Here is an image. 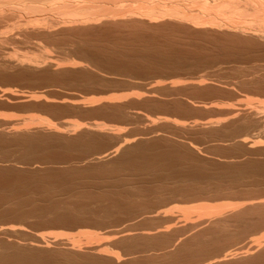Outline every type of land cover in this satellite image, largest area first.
I'll list each match as a JSON object with an SVG mask.
<instances>
[{"label":"rangeland","instance_id":"rangeland-1","mask_svg":"<svg viewBox=\"0 0 264 264\" xmlns=\"http://www.w3.org/2000/svg\"><path fill=\"white\" fill-rule=\"evenodd\" d=\"M132 26H134V27H132ZM132 26L131 25L125 26V27L124 26H118V27L117 26H111V28L109 26L98 27V29L100 31L98 29H94L95 31L90 30L89 32H82V34H80L81 32L79 34H77L76 31H73L75 34L73 32H71L70 34L67 32L71 36L65 34L66 32L64 33L65 35L63 33H57L58 36L56 34L54 36V37H56L55 41H56L57 45L51 44L54 46V47L53 46L51 47V45L48 44V47H50V49L54 48L52 50L53 53L47 47V49L50 51V53L54 54V55L56 53V56H58L59 53H58V51L57 52H54V51L59 49V52H60V50L62 48H63V50H61L62 51L61 53H64L65 51L69 52L68 50H70L71 48L73 50H78L79 48H81V51H83V52L85 50H88L91 55L88 54V51H85V53L87 52L86 54L89 57L92 56V54H94V53L96 54V55H93V56H96V58L95 57H90V58L94 59V61L96 62L97 68L101 69V67H102V69L106 70L105 68L109 67V66L110 67L112 66L111 67L112 69H114L113 67H115V68L121 67L122 69H125V71L128 68V70H127L128 72H130L129 69H131V72L129 73L130 75L128 73H126L127 77L126 76L123 77L125 75V72L119 73L116 71H111L107 75H105L103 73L104 74L103 76L106 77L105 79H103L101 73H99V75L101 74V77L95 78V79H92L93 77H91V78L88 77L89 79L87 77H84V79H81L78 76H62V77H53V76L52 77H46V76L43 77V76H41L40 77L39 74H36V73H32V74L26 73L27 77L24 76V74L22 75L24 77H21L20 72L13 70V69H12V72H11V69L5 71V73L2 74L5 77L0 74V129L1 130H8L9 128L10 129L11 128L22 129V128L26 127V125H27V127L28 126H30V127L35 126L36 127L38 122L43 123V126H44L45 122H46L49 125H51L52 127H54L55 129L59 130L60 132L63 130L64 132L62 131V133H68L70 130L75 129L77 125L82 126V124H83V125H87V126L88 125H103L105 128L114 130L115 133L121 134V135H118V136H120L119 138H118V136H117V138H116V136H114V137L110 136V138L108 136L109 141L106 143V145L102 146L100 149L98 148L97 150H95L96 153H95V151H93L92 154L91 153H88V154L80 153L79 154L78 152H73V151L72 152H70V151L69 152L68 151L62 152V150H60L61 149L60 147H62V146L59 144V142L57 140L74 138V137H68L67 135H59V134H55V133L44 134V133L39 132V131H31V133H29L30 135L26 134L27 137L31 136V134L32 135H40L41 138H43V140L45 142V144L40 145V146L39 145L28 146L26 141L19 140V139L13 140L12 138L10 139V137L9 138L3 137L4 140H3V142L2 141L0 142V146H1V148L5 149V150H7L8 148L9 149H12V148L16 149L17 148L18 150L19 149L25 150L28 147H30V148L35 147L33 149L39 148L38 150L42 149V152L38 151L37 153L36 152H34V153L19 152L18 153V150L16 149V151L13 150V152L8 150L12 153H10V152L9 153L6 152L7 154L6 153L5 154L0 153V185H1L0 188L5 187V186L6 187H20V186H22L25 188L26 187L31 188L32 186H36L35 189L38 188V190H39L43 185H44V187H42V189L43 188L47 189L48 188L47 186H49V185L54 188L55 184H58V183H55V184H54V182H53V184L51 182L45 183L46 181L44 179L47 178L48 180H50L51 176L55 175L56 172H58L60 170H64V169L65 170L70 169V172L72 174L71 177L73 176L71 179L72 180L74 179V181H75V182L74 181H71V182L73 184L75 183L74 185L79 186V188L78 187L77 188L75 187V188L80 189L79 190L80 192L78 191L80 194H78V195H80V197H83V200H81V198L80 199L77 198V199H79L83 202L82 203L80 201L81 204L86 205L85 211H87L88 213H90V211H92L91 213L98 212V214H101L102 213V211H100L101 209L98 208L99 209L98 210L97 208H95L98 205L100 206V200L98 198L101 199L103 197L102 200H104V201L101 202V205L103 204V206H104L103 202L108 203V201L110 202V201H113L114 199L119 202V200L116 199V198H119L118 195H125L124 192L122 193V191H121V193H122L121 194L120 191H118V190H120V189H118L119 187H117L118 184L115 186L116 183L114 184V182L116 180L117 181L123 180L125 178L124 176H126V171L124 169H121L123 171L122 172L119 168H118L119 171H117L115 168L116 172L113 169L114 170V171L112 170L113 173H109L108 170H107L108 173L104 172L105 170H103L102 172H98L99 170L97 171L96 169H95V171L94 170H88L85 168L87 165L86 162H88V164H89V162L91 161L93 164L94 163L93 161L95 160V158L100 159L101 156H103L101 154L105 153L111 147H113L115 142L119 141L120 138L121 139L122 138L123 139L124 138L129 139V138L133 137V139H135V138L137 139L136 141L147 143V144L148 143L149 144L161 143L164 145L163 148H171L172 144H174L173 146H176V147H174L176 150L173 147L171 148L172 152L175 155L170 151L171 153L169 152V154H165V155L162 154L163 156H166V155L171 156V157H177V156L183 157L184 156L185 158H191L192 157L193 161L191 160V162H194V161L201 162L202 161V163L205 162V164H208L207 166L205 165L204 172L206 174L203 173V175H205V176L207 175V177L211 180V181L209 180V182H208V191L210 192V193H208V197H207V195L205 196L206 198L205 197H198V198L195 197V198L190 199L191 201L188 200L189 203H188V201L181 202V203H180V201H179V203L178 202L174 203L173 201H171V202H168L169 204L168 203L166 204V205H168L167 206L168 208H169V206L174 207L175 204H177V206H179L180 209H181V207H190V206L196 207L198 204H201V205L211 204L210 206H212V204L214 206V204L218 205V204L224 203V202L225 203H227V202L233 203L234 202L237 204L239 202L242 203L243 201H246L249 198H257L260 201L264 202V194H263L264 193V182L262 181L263 182L262 184L260 182L261 181L260 178L264 177V167L261 168V166H263V164H264V145H263L264 144V125H263L264 124V111H262V108L260 110V106L258 107L257 106L258 104L257 103L255 104V102L253 104L254 106L253 105L252 106L255 107V105H256V107H255L256 109L251 108L252 111H250L251 109L250 110L248 108L246 109V111L249 110L251 113L250 112L245 113L246 112L245 110H242V108H239L238 110L234 111V112H236V114L233 113L234 115L230 111H225V110H220V109H219L220 110L219 111V110L214 109V108L210 109V107H208V108L206 107L207 105L212 106L211 103L214 99L220 100L221 97H224L223 99H225V97H226L225 94L227 93V92L225 93V91H228V90H224L223 88L228 87V86H226L227 84L228 85L230 84L229 85L230 87H228V89H230V88H233V89L228 91L229 95L227 96L226 99H228V97H230V98L233 97L234 94H236V93H241V94L235 95V96L239 95L241 97V95L244 92H248V93L250 92L249 94L245 93L247 96H250L252 89L249 88V90H248V87L253 85V88L258 89V90H255V89L253 90V92H256L254 94L255 95H257V93H259V94L256 96V98H254L255 95L253 96V92H252L251 98L257 99V97L261 95L260 96L261 99L264 100V96H263L264 90H263V92H260V91H262V89H264V84H262L264 82V74H263L264 63H262L264 61V59H263L264 57L259 58L262 54L261 55L257 54L256 52H253L254 51L253 49H251L249 47H245L243 42H236L235 40L228 38V37H225V36H216V35L205 34V33H200V32L199 33H195V32L192 33L191 31H188V30L183 29V28H178V27L175 28L174 27V29H172L173 26H167V25H166L167 27L165 25L154 26V27H149V26L146 27V26H142V25H141L142 27L138 26V25L137 26L132 25ZM108 27H109V29H108ZM142 29H144V30H142ZM110 30H112V31H110ZM129 31H131L132 33ZM185 31H187V32L185 33ZM87 33H90V34H88V36H87L86 35ZM83 34H85L86 36ZM74 35L78 36L79 38L74 36ZM54 37L52 40L55 39ZM69 37H71L72 39ZM77 38H78V40H77ZM52 40H51V42L49 41L48 43H53ZM78 41L80 42V44H78ZM82 42L86 43V44H83ZM219 42H221V43H219ZM34 43H36V42H34ZM242 43H243V45H242ZM75 44H76V46H75ZM222 44H223V46H225V48L223 46H221ZM233 44H234V47H233ZM40 45H42L41 47H43L44 44L40 43ZM58 45H59V47L60 46L61 47L57 48ZM66 45L71 46L70 49H69V46L64 47ZM55 46L57 49L55 48ZM74 46L78 47V49L73 48ZM81 46L84 48V50H82L83 48ZM86 46H87V48H86ZM99 46H100V49H99ZM44 47H45V45H44ZM92 47H94V48H92ZM215 47H217V48H215ZM23 48L24 47H22V49L20 48V50H22V51H19V49H17L19 51V54L24 52V50H25V52H30V49H28V51H27V49H23ZM47 49H44V50L47 52L48 51ZM66 49H68V50H66ZM168 50H169V53H168ZM243 51H245V52H243ZM32 52H30V53L32 54ZM107 52H110V53H107ZM11 53H13V52H11ZM30 53H28V54L25 53V54L29 55ZM57 53H58V55H57ZM166 53L169 57L166 55ZM33 54H34V52H33ZM54 55H51V56H54ZM155 55H157V56L155 57ZM56 56H54V57H56ZM246 56L249 58H247ZM54 57H52V58H54ZM220 57L221 58L223 57L224 60L218 59ZM166 58H169L170 60L166 59ZM251 58H252V60H251ZM55 59H57V58H55ZM131 59L134 61H132ZM163 59L169 60V62L166 60L163 61ZM190 59H192V60H190ZM225 59L228 60L229 63L231 62V65L234 64L232 66L233 68L235 67L238 70H240L241 68L242 69L245 68V70H242V69L240 71L234 70L230 66L229 63H226ZM260 59H262L263 61ZM135 60H137V61H135ZM222 60H223V62L225 61L224 64H223ZM166 62L171 64V65H172V63L177 64L176 66L181 64V66H180L181 68H182V66L185 65L187 70L188 71L190 70V71L188 72L186 69H184L185 68L184 67L183 69L185 71H182V73H178V74L172 73L171 74V73L167 72L171 68L170 67L171 65L169 66V64H168L166 67L169 66L170 68L168 67L169 69L168 70L166 69V73H164L163 71L165 70V67H163V66L166 65ZM202 62H206L208 64H204ZM220 62H222L221 63L222 65H226V66L222 67ZM233 62H237V63H233ZM138 63H140V64H138ZM187 63L189 65L193 64L191 66V68L192 69L194 68V70H195V68L200 66L201 63L206 65V66L202 65L204 67H200L199 69H201V68L207 69V65H209V63H210V65H209L210 68L208 67L209 69L206 70V72L208 74L210 72V74L208 75L206 72H201V74L203 73L205 76L203 74H202V76H200L201 75V74L199 75L200 70L196 69L198 71L194 72L191 68H188L190 66H188V65H187L188 67L186 66ZM196 63H198L197 64L198 66L195 65ZM240 63L243 66H241ZM251 63L253 65H250ZM259 63L261 65V67H260ZM136 64H138V66L141 68H139ZM218 64L222 67L223 71L217 70V69L221 68ZM235 64H238V65H235ZM105 65H107V66H105ZM216 65L218 66V68H215V67H217ZM227 65L229 66V68L231 67L233 69V71H232V69H229L227 67ZM131 66H134V67H131ZM174 66L175 65H173V67ZM250 66L251 67L256 66V67L251 68ZM257 66H259V67L257 68ZM158 67H159V69H158ZM224 67H227L229 70L227 68H224ZM163 68H164V70H163ZM212 68H213V70H212ZM248 68L253 69V71H255V72H253L252 70H251L252 72L248 71V70H250ZM42 69L44 70L45 68H42ZM112 69H109V70H112ZM205 69H201V71H203ZM210 69L212 71H209ZM159 70H161V73L163 76L161 75V73H159ZM156 71H157V73H156ZM15 72H19V74L15 73ZM40 72H43V71H40ZM145 72H147V73H145ZM239 72H241L242 74ZM15 74H17V76ZM35 74L37 75V78H35L36 77ZM248 74H250V75H248ZM260 74L262 76L259 77ZM10 75H12V77H10ZM19 75H20V77H19ZM132 75H133V77H132ZM256 75L258 76V78L256 77ZM6 76H7V78H6ZM114 76L116 77V79H114L115 78ZM118 76H119V78H118ZM128 76L129 77L131 76V78H129ZM199 76L201 77V79L199 78ZM242 76H244V77H242ZM2 77H4L5 79H3ZM184 77H186V78H184ZM192 77L193 78L195 77V80H196V78H197V80H200V81L205 80L206 83L210 80L209 82H211V83L208 84L209 86L205 85V86H207V88L204 86L205 88L201 87L198 90L197 89L198 87H191V86H189L190 83L187 82V81H190V79L192 81H195ZM254 77H255V79H257L259 81L255 80V82H254V80H252ZM240 78L241 79L245 78V80L242 79L243 80V82H242V80ZM123 79L125 80V83H124ZM3 81H6V82H3ZM182 81H184V84H185V82H187L186 86L183 83H181ZM216 81H217V83H216ZM250 81L253 83H250ZM233 82H235V84ZM238 82H240L242 84V85L239 84V86H241V87L237 86ZM5 83H6V85H5ZM46 83H48V84H46ZM177 83H178V85L181 83L184 86L179 85V87H177L178 86ZM260 83H261V85H260ZM70 84H72L71 86H73V87H71ZM246 84H247V87H245ZM169 85L174 86V88L171 89L170 87H168ZM187 86H189L188 89H187ZM256 86L259 87L261 90L259 88H257ZM239 88H241V89L239 90ZM243 88H244V90H243ZM213 89H216V90H213ZM234 90H237V92L234 93ZM10 93H12V95L15 93L17 96L14 97ZM19 95H23V96L19 97ZM26 95H27V97H26ZM29 95H31V96H29ZM8 96H9V98H8ZM10 97H11V99H10ZM213 97H214V99H210ZM240 97H238V98L240 99ZM243 97L244 96H242V98ZM36 98H38V100H35ZM114 98H116L115 99L116 101L114 100ZM118 98H121V99H118ZM235 98H237V97H235ZM109 99L111 100V102ZM117 99H118V101L119 100L120 101L118 102ZM208 99H210V100H208ZM258 99H260V98H258ZM62 100L68 102V104L67 105L64 104L66 102L61 104ZM24 101H26V102H24ZM34 101H36V102H34ZM91 101H98V102H96L94 104L96 106H92V104L90 105ZM206 102H208L209 104ZM175 103H176V105H175ZM201 103H204L205 109H204V105H202ZM194 104H196L197 106ZM174 105H175V107H174ZM199 105H201L202 107ZM257 108H259V111H256ZM243 109H245V107H243ZM240 110H242V111H240ZM253 110H255L256 113ZM237 112L238 113L240 112L242 114L239 113L240 114V116H239V114ZM226 113L230 114V115L232 114L233 116L227 115ZM244 117H245V119L242 120ZM238 118H240V119H238ZM30 119L34 120L31 125H30V123L32 120H30ZM35 121H36V123H35ZM222 121H225V122H222ZM258 121H260V123ZM214 122L215 123L220 122V124H217L218 127L206 128L204 125V124L214 123ZM33 123H35V124H33ZM261 123L263 126L261 125ZM257 124H258V126H257ZM244 125L245 126L248 125L250 127V129L244 130L243 129ZM224 128H226V129L222 130ZM210 129H212V130H210ZM226 133L228 134V136ZM229 136H230V139H229ZM239 138L241 140H242V138L245 139V141L247 140L245 145L240 143ZM111 140H113V141H111ZM52 141H53V144H51ZM150 141H151V143H150ZM56 142H58V143H56ZM110 142H112V143L110 144ZM250 142H252L251 143L252 146H254L253 143L255 142L256 146L251 147ZM13 143L15 144L14 146H13ZM24 143H26V144H24ZM18 145L21 148H19ZM58 147L60 149H58ZM189 147H191V148H189ZM248 147H251V148H248ZM45 148L47 150V153L45 150H43ZM50 149H51V151H50ZM190 149H191V151H188ZM179 150H181L182 152L181 151L179 152ZM42 153H44V154H42ZM48 153H50V154H48ZM97 153H99L100 156ZM28 154H30V155H28ZM85 157H88L89 159L83 160V158H85ZM117 157H118V155L112 156L111 158H109V157L101 158L98 161L101 162L100 165H103V163H108V162L116 159ZM24 158H28L30 160L27 161V159L25 160ZM68 158H70V159L67 160ZM21 159H23V160L21 161ZM40 159H42V160H40ZM90 159H92V160H90ZM194 159H196V160H194ZM39 160H40V162H38ZM19 161L21 163H19ZM24 162H26V163H24ZM257 162H258V166H256ZM39 163L40 164L42 163V164L40 165ZM235 164H243V165L252 164L256 167V169L253 171H250L249 174L251 175V178L249 176V178L243 179L241 181L242 184L240 183L239 186H237V184H236L237 187H235L233 184L232 186H234V187H232L228 181H229L231 175L233 173H235V172H233V171H235V169H234ZM72 168H74V169H72ZM199 170H200L199 168H196L194 171H196V173H199ZM225 170L228 172L226 173ZM73 171H75V172H73ZM112 171H110V172H112ZM209 172H211V173H209ZM258 173H262V174H258ZM29 175H30V177H29ZM219 175H220V177H219ZM227 175H228V177H227ZM252 176H255L253 178H255L257 180L252 179ZM32 177H34V178H32ZM89 177H91V178H89ZM127 177L128 176H126V178ZM38 178H43V180L45 181L43 183V185H42V182L39 181L41 179H38ZM121 178H123V179H121ZM36 179L41 183V184L39 183L40 185L37 184L38 181L36 183V181H35ZM114 179H115V181H114ZM30 180L32 181L31 183L33 185H31ZM262 180H264V178H262ZM103 181L105 182V184ZM110 181H114V182H110ZM67 182H68V184H67ZM67 182H64L67 184V185L64 184L65 186H69L70 181H67ZM224 182L229 184L228 186H229L231 192L228 191L229 188L226 185V183H224ZM243 182H244V184H243ZM29 183H30V185H29ZM112 183L114 184V186ZM45 184L46 185L48 184V185L45 186ZM255 184H256V189H255ZM109 185H110V187H109ZM216 185H218V187L220 189ZM224 185H226V186H224ZM258 185H260V186H258ZM55 188H57V187H55ZM116 189H118V190H116ZM31 190H33V189H31ZM262 190H263V192H262ZM95 191H97V192H95ZM107 191H108V193L110 191L112 196L113 195L115 196L118 193V195H117L118 197L117 196H115V198H114V196L112 197L111 195H109L110 193L109 194L107 193ZM221 191L224 193H222V194L219 193ZM99 193H101L102 197H101V195H99ZM107 194H108V196H106V197H108V198L105 200L104 196ZM219 194H221V195L219 196ZM223 195L224 196L226 195V196L223 197ZM84 196H85V199H84ZM217 196L221 197V198L218 199ZM247 197H249V198H247ZM77 199H73V200L79 201ZM207 200H209L210 202L209 201L207 202ZM94 201H96V202L99 201V203L95 206V205H93ZM91 202H93V203H91ZM70 208H71V206H70ZM179 208H177L173 212V215L175 217L171 215V217H169L167 220H165V219L159 220V222L156 225H150V226L148 225V226L134 228V229H137V231L138 230L140 231V229H150L151 230V229L155 228V226L156 227L162 226L161 227V230H162V228L164 229V228H167L169 225L172 226L174 224V226H172L170 228L168 227L167 229H171V228L175 227L177 230L175 228L171 229V230H175V232H177L179 234V235L177 233L172 234L171 230H169L171 233H168L169 231L166 232L169 234L168 236H163V235H165L164 234L165 232L161 233L163 235H161L159 233L157 235V236L160 235L158 237L159 238L158 242L155 240L157 242V244L154 240H149V241H144L146 239L141 240L140 242L137 243V245L139 246V248H144L145 251L142 249H138L136 251V253L131 256V257L135 256V258H138V260H139L138 262H136L134 264H138V263L139 264H146V263H148V264H167V262H168V264H171V263L172 264H174V263H176V264H187L188 262L192 263L195 261V259L191 260V258L186 257L185 255L184 256L179 255L180 257L177 256V258L174 257L175 259L173 257L169 258L168 256H165V253L172 250L174 245H176L180 240H183V238H186L185 236H187L188 234H192L193 232H196V229L198 230V229L202 228V225H201L200 228L197 227V228L189 231L190 229L188 228L189 227L188 223L190 222V224L194 226L195 220L197 221L196 223H198V224H199V222H198L199 220L196 219L195 217H192L193 215L189 217V220L187 218L182 217L180 212H179ZM263 209H264V207H262V210ZM177 210H178V212H177ZM109 211L111 212L110 215L111 214L114 215L116 210L114 208H110V209H108V212ZM143 217H140V218L142 219ZM145 217H147V216H145ZM47 218H48V220L52 219L50 217H47ZM246 218L249 221L255 219L254 216H249V218L248 217H246ZM23 219L24 220H22L20 222L21 223L20 225H22V224L24 225V226L22 225V227L24 228L23 233H20L21 235L16 236L17 238H10L9 240L7 239L8 242L11 241L7 244H10V243L13 244L14 243L16 245V243H17L18 245L23 246V245H27L29 243L33 244V243L37 242L38 244H41V245H44V244L49 245V249L53 250V251L39 250V251L44 252V253H42V252L37 251L39 253V255L36 253V251H33V254L36 253L35 256L38 255L37 257H39V259L41 261H46V260L48 261L49 258H50L49 259V261H50L51 259H54V257H55V252H56L55 250H58V249L62 250L63 249V251H65V249L67 250L69 248V245L71 246V245L75 244L76 246L80 247L79 250L81 248H84V249H81L82 251H80L81 253L80 252L77 253L78 255L73 254V256H71V257H74V258L69 257L70 258L69 260L71 262H73L74 264H79V263L80 264H92V263H88V262H92V260L94 258H97V256H98L97 253L94 254L96 251H93V250H91V248H89L90 243H89V245L88 244L86 245V243L90 242V241H92V242L94 241V243L91 242L92 244H95L96 241L97 242L100 241L101 243L99 244V242H98V246L96 245V247H101L99 245L103 244L105 248L102 247L101 250H103V248H104V250L106 249L105 251H107L106 252L107 254L104 252L105 253L104 255H107L109 258L113 259V256L115 257L117 255L121 259L125 258L126 256H124V255L125 254L127 255V252L122 246L120 247V245H117L116 243H114V241H115L114 240L115 239L114 234H115V232L117 233V231L119 232L120 230L123 231L126 229H130L129 226L130 225L133 226V222L136 225L141 220V219L139 220V218H137V219H133V220L130 219L131 221L130 220H128V221L124 220L123 222H122V220L116 221V222L113 221L114 223L112 222V220H110L111 222H109V221L108 222L106 221L107 223L106 222L105 223L98 222L96 224L92 221V225H91V222H87V221H89L88 219H87L86 223H85V221H81V222H84V224H82L81 222H76V221L74 222L72 220L69 221L68 219H67L68 221H66L67 223H63L65 221L62 222L61 220L59 222H55V221H57L55 219H54L55 221L53 219L51 220L53 222H51L49 220L50 223L47 222L48 220L47 219L45 220L44 218H42V220H41V218H39V219L36 218V220H35V218H31V219L30 218L29 219L23 218ZM25 219H26V221H25ZM185 219L188 221H186ZM8 220H9V218H8ZM8 220L4 219L5 223H8L9 222ZM11 220L13 223L11 222L8 225H10V224L16 225V223H14V222H17L18 219H11ZM14 220H16V221H14ZM184 220H185V222H184ZM190 220H192V221H190ZM38 221H39V223H37ZM179 221H180V223H178ZM201 221H200V223H201ZM41 222H43V223H41ZM44 222L45 223L47 222V223L45 224ZM71 222H72V224H73V222L75 223L74 224L75 227L71 226ZM173 222H175V223H173ZM54 223H56V224H54ZM57 223H59V225L61 224L62 226H59V225L57 226ZM18 224H19V221H18ZM63 224H65V225H63ZM76 224H77V226H76ZM180 224H181V226H179ZM184 224H186V225H184ZM69 225L72 228L68 227ZM187 225H188V227H187ZM183 226H184V228L182 229ZM185 226L188 228L187 230H186ZM195 226H197V225H195ZM203 226H205V225H203ZM117 228H119V229H117ZM230 228H228V229L233 230L232 227H230ZM238 229L242 230L240 227H238ZM137 231L135 230V233L139 232V231L138 232ZM185 231H187V234H185ZM245 232L246 233L242 234L236 241L231 242L229 244L228 243L225 244L224 245L225 247L223 250L227 249V250L231 251V250L238 249L239 247L241 248V247H243V245L247 246L249 244V242H250V244H252L251 242H253V240L257 239L260 236V234L262 236V233L264 232V230H262V231L260 230V231L253 232V233L251 231H245ZM112 233H114V234H112ZM182 233L185 235H183ZM170 234L172 235V237ZM90 235L91 236L93 235L95 238L92 239ZM112 236H114V237L112 238ZM161 236H162V238H161ZM88 237H90V238H88ZM163 237L165 239H163ZM167 237H168V239H167ZM187 237H189V235ZM160 238H161V240H160ZM14 240H15V242H14ZM106 240H107V242H106ZM42 242H44V244H42ZM163 242H165L166 244ZM65 245H67L66 248H65ZM85 246H88V247H85ZM91 246H93V245H91ZM145 248H147V249H145ZM85 249H87V250L85 251ZM155 249H157V250H155ZM89 250H90V252H89ZM219 250H217V251L214 250V251L218 252V253H223L222 249H219ZM143 251L145 252V255H144ZM51 252L54 255L53 258H52L53 255L51 256V254H50ZM48 253H49V255H48ZM88 253H89V255H88ZM91 253H93V254H91ZM108 253L112 257L110 255H108ZM140 253L141 254L143 253V254L140 255ZM115 254H117V255H115ZM150 254L153 256H151ZM41 255L44 257L42 258ZM95 255H97V256H95ZM122 255L124 257H122ZM76 256H79V257H76ZM141 256L144 258L147 256L149 258L151 257L150 258L151 260L148 259V257L144 259ZM84 257H86L87 259ZM91 257H93V258H91ZM127 257H129V256H127ZM155 257H158V258H155ZM75 258H76V261H75ZM184 258H186V259H184ZM44 259H46V260H44ZM142 259H144L145 261L144 260L142 261ZM157 259H159V260H157ZM199 259L202 260L203 258H197V260L195 262H199L200 261ZM260 259L264 260V257L260 258ZM263 260H262V262L261 261H259V262L256 261V262H258L259 264L260 263L264 264ZM153 261L158 262V263H154ZM103 262L105 264L108 263V261H103ZM110 262L108 264H116L114 261H113L114 263L113 262L110 263ZM249 262L251 264H257V263H255V261H254V263L251 261H248V263H245V264H249ZM120 264H122V263L120 262ZM237 264H244V263H237Z\"/></svg>","mask_w":264,"mask_h":264},{"label":"bare ground","instance_id":"bare-ground-1","mask_svg":"<svg viewBox=\"0 0 264 264\" xmlns=\"http://www.w3.org/2000/svg\"><path fill=\"white\" fill-rule=\"evenodd\" d=\"M129 25H131V26L132 25H136V26L142 25V26H146V27H148V26L154 27V26H160V25L166 26L167 25V26H173L172 29H174V27L175 28L178 27V28H183V29H186L188 31H191L192 33L193 32H195V33L200 32V33L211 34V35H216V36H225V37H228V38L235 40L236 42H243L245 47H249V48L253 49L254 50L253 52H256L257 54H260V55L262 54L261 55L262 57L260 56L259 58L264 57V0H0V74L2 75L5 73V71L10 70V69L12 72V69H13V70L19 71L21 74V77L26 76V73H29V74L36 73V74H39L40 77L41 76H43V77H45V76L46 77L78 76L81 79H84V77H87V78L93 77L92 79H95V78L101 77V74H102L103 79H105L106 77L103 76L104 74L107 75L111 71H116L119 73L125 72V75L123 77H125V76L127 77L126 73L129 74L131 72V69H129L130 72L127 71L128 68L125 71V69H122L121 67H118L119 69L113 67L114 69H112L111 68L112 66L111 67L109 66L106 68L104 67L106 70L102 69V67H101V69H99V68H97L96 62L94 61V59L90 58V57L96 58V56H93L96 54L94 53V54H92V56L89 57L86 54L87 52L85 53V51H88V50H85L83 52V51H81V48L78 49V47H75L76 44L73 48H76L78 50H73L72 48L70 49L71 46H69V45L68 46H69L70 50L66 49L69 52H66L64 50L65 52L63 51L64 53H61L62 52L61 50H63V48L60 50V52H59V49L55 50L54 52L58 51L60 56L58 55V53H57L58 56H56V53H55V55L51 54L50 51L47 49V47H48V44L57 45L56 41H55L56 37H54L55 34L57 35V33H63L64 34L66 32L65 34L69 35L71 32L76 31L77 34H79L80 32H81L80 34H82V32H89L90 30L92 31L94 29H98V27L109 26L111 28V26H117V27L118 26H124L125 27V26H129ZM109 27H108V29H109ZM132 27H134V26H132ZM142 30H144V29H142ZM110 31H112V30H110ZM129 32H131V31H129ZM186 32L187 31H185V33ZM88 34H90V33H87L86 35L88 36ZM83 35H85V34H83ZM69 36H71V35H69ZM74 36H76V35H74ZM53 37L55 38L54 40H52ZM76 37H78V36H76ZM69 38H71V37H69ZM78 38H77V40H78ZM51 40L53 43H48L49 41L51 42ZM33 41L36 43H34ZM221 42H219V43H221ZM40 43H43L45 45V47H44V45H43V47H41L42 45H40ZM243 43H242V45H243ZM78 44H80L79 41H78ZM83 44H86V43H83ZM53 45H51V47ZM68 46L66 45L64 47H68ZM221 46H223V44ZM22 47H24L23 49H27V51H28V49H30V52L33 51L34 54H33V52H32V54L30 52H25V50H24V52L27 54L30 53L29 54L30 56L25 54L24 52H22L23 54L22 53L19 54V51H22V50H20V48L22 49ZM60 47L58 45L57 48H60ZM223 47L225 48V46H223ZM233 47H234V44H233ZM48 48L50 49V47H48ZM55 48H56V46H55ZM86 48H87V46H86ZM92 48H94V47H92ZM215 48H217V47H215ZM17 49H19V51ZM44 49H47L48 51L46 52ZM53 49H50L51 52ZM99 49H100V46H99ZM82 50H84V48ZM11 52H13V53H11ZM243 52H245V51H243ZM107 53H110V52H107ZM168 53H169V50H168ZM88 54H90L89 51H88ZM51 55H54L56 57L51 56ZM166 55H167V53H166ZM156 56L157 55H155V57ZM52 57H54V58H52ZM55 58H57V59H55ZM247 58H249V57H247ZM166 59H169V58H166ZM166 59H163V61ZM218 59L224 60L223 57L222 58L220 57ZM226 59H225L226 63H229L228 60H226ZM169 60H166V61L169 62ZM190 60H192V59H190ZM223 60H222V62H223ZM251 60H252V58H251ZM260 60H262V59H260ZM132 61H134V60H132ZM135 61H137V60H135ZM225 61L223 62V64L225 63ZM222 62H220V64ZM202 63L208 64L206 62H202ZM202 63L200 64V66L197 65L198 63H196L195 65H197L198 67L195 68V70H194V68L193 69L191 68V66L193 64L189 65L187 63L186 66L187 65L190 66V67H188V66L187 67L191 68L194 72L200 70L199 71V75H200L201 72H206V70L210 68L209 67L210 63H209V65H207V69L201 68V69H205V70L201 71V69H199V68L206 66ZM233 63H237V62H233ZM262 63H264V61ZM138 64H140V63H138ZM138 64H136V65L138 66ZM168 64L169 63L166 62V65L163 66V67H165V70L163 68L164 73H166V69L168 70L170 67L171 68L167 72L171 73V74L172 73L178 74V73H182V71H185L184 69L187 70L185 65L182 66V68H181L180 67L181 64L178 65L179 66L178 67V66H176L177 64L172 63V65L169 64V66L170 65L171 66L170 67L168 66L169 67L168 68V67H166ZM229 64L231 67L234 65V64L231 65V62ZM173 65H175V66L173 67ZM202 65H204V66H202ZM228 65H227V67L229 68ZM235 65H238V64H235ZM240 65H241V63H240ZM250 65H253V64L251 63ZM259 65H260V63H259ZM105 66H107V65H105ZM223 66H226V65H222V67ZM241 66H243V65H241ZM131 67H134V66H131ZM222 67L220 69H217V70L218 71L222 70ZM227 67H224V68H227ZM231 67L229 69L233 68V67L232 68ZM252 67L254 68L256 66H252ZM258 67L259 66H257V68ZM260 67H261V65H260ZM42 68H45V69L43 70ZM139 68H141V67H139ZM215 68H218V66ZM251 68H248V69H250L248 71H251V70L253 71V69H251ZM109 69H112V70H109ZM158 69H159V67H158ZM196 69H198V70H196ZM233 69L238 70L235 67ZM233 69H232V71H233ZM212 70H213V68H212ZM212 70L210 69L209 71H212ZM240 70H238V71H240ZM242 70H245V68ZM40 71H43V72H40ZM19 72H15V73L19 74ZM253 72H255V71H253ZM99 73H101V74L99 75ZM145 73H147V72H145ZM156 73H157V71H156ZM159 73H161V70H159ZM239 73H241V72H239ZM17 74H15V75L17 76ZM23 74H24V76H22ZM202 74L200 76H202ZM209 74H210V72H209ZM263 74H264V72H263ZM161 75H162V73H161ZM248 75H250V74H248ZM2 76H4V75H2ZM200 76H199V78L201 79ZM260 76H262V75L260 74L259 77ZM4 77H2V78L5 79ZM10 77H12V75H10ZM19 77H20V75H19ZM132 77H133V75H132ZM242 77H244V76H242ZM256 77L258 78L257 75H256ZM6 78H7V76H6ZM35 78H37V75ZM118 78H119V76H118ZM129 78H131V76ZM184 78H186V77H184ZM114 79H116V77ZM193 79L195 80V77ZM242 79L245 80V78H242ZM196 80H197V78H196ZM196 80L192 81L190 79V81H187V82L190 83L189 86H191V87H198L197 88L198 90H199V88L204 87L205 85H208L211 83V82H209L210 80L207 83L205 80H201V81L200 80L196 81ZM243 80H242V82H243ZM252 80H254V82H255V80L259 81V80L255 79V77ZM251 81H250V83H253ZM3 82H6V81H3ZM187 82H185V84H184V81H182L181 83H183L186 86ZM240 82H238L237 86H239V84L242 85L241 84L242 82L241 83ZM124 83H125V80H124ZM181 83L179 85L184 86ZM216 83H217V81H216ZM233 83L235 84V82H233ZM46 84H48V83H46ZM262 84H264V82ZM5 85H6V83H5ZM71 85L72 84H70V86ZM177 85H178V83H177ZM179 85L177 87H179ZM229 85L227 84L226 86L230 87ZM260 85H261V83H260ZM189 86H187V89ZM251 86L248 87V90H249V88L252 89V92L254 89L258 90L256 88H253V85H251ZM71 87H73V86H71ZM168 87H170L171 89L174 88V86H172V85L171 86L169 85ZM205 87L207 88V86H205ZM228 87H225L226 89L225 88H223V89L228 90V91L233 89V88L228 89ZM239 87H241V86H239ZM245 87H247V84ZM257 88H259V87H257ZM240 89L241 88H239V90ZM213 90H216V89H213ZM243 90H244V88H243ZM263 90L264 89H262V91H260V92H263ZM228 91H225V93L226 92L228 93V94L226 93L227 95L225 94V96H226L225 99H223L224 97H221L220 100H217V99L215 100L214 97L210 98V99H214L215 101L213 100L212 103L210 102L212 106L207 105L206 107L207 108L210 107V109L214 108L217 110L220 109V110L230 111L232 114L233 113L236 114V112H234V111L238 110L239 108H242V110H245V111L247 108L249 110L251 108L252 109L255 108L256 105H255V107H253L254 106L253 104L255 102V104L256 103L258 104L257 105L258 107L260 106V110L262 108V111H264V100L261 99V97H260L261 95L258 96L257 99H254V98H256V96L259 93H257V95H255L254 93H256V92H253V96L255 95L254 98H251L252 92H251L250 96L246 95L248 92H244L241 95V97L239 95L235 96L236 94H241V93H236V94H234V96L237 98H235L233 96L231 98L228 97V99H226L227 96L229 95ZM235 92H237V90H234V93ZM10 94L12 95V93H10ZM12 96L16 97L17 95L14 93ZM20 96H23V95H19V97ZM29 96H31V95H29ZM242 96H244V97L242 98ZM26 97H27V95H26ZM238 97H240V99ZM8 98H9V96H8ZM258 98H260V99H258ZM10 99H11V97H10ZM115 99L116 98H114V100ZM118 99H121V98H118ZM118 99H117V101H118ZM210 99H208V100H210ZM35 100H38V98H36ZM26 101H24V102H26ZM34 102H36V101H34ZM64 102H66V101L62 100L61 104H63ZM96 102H98V101H91L90 105L92 104V106H96V105H94ZM110 102H111V100H110ZM206 103H208V102H206ZM64 104L67 105L68 102H66ZM201 104L204 105V103H201ZM175 105H176V103H175ZM175 105H174V107H175ZM194 105H196V104H194ZM199 106H201V105H199ZM243 107H245V109H243ZM204 109H205V105H204ZM252 109L250 111H252ZM242 110H240V111H242ZM249 110L246 111L245 113L250 112ZM253 111L256 113V111H259V108H257L256 111L255 110H253ZM240 114H242V113H240ZM240 114H239V116H240ZM227 115H230V114H227ZM238 119H240V118H238ZM244 119H245V117L242 120H244ZM30 120H32V119H30ZM33 121L34 120L31 121L30 125L32 124ZM222 122H225V121H222ZM258 122L260 123V121H258ZM35 123H36V121H35ZM35 123H33V124H35ZM217 124H220V122L208 123V124H204V125L206 128H212V127L215 128V127H218ZM45 125L43 126V123L38 122L36 127L34 126L35 128L30 127V126L27 127V125H26V127L22 128V129H14V128H11V129L9 128L8 130H1L0 129V142L1 141L3 142V140H4L3 137H8V138L10 137V139L12 138L13 140L19 139V140L26 141L28 146H31V145H39L40 146V145L45 144L43 138H41L40 135H32L31 134V136L27 137L26 134L31 133V131H39V132H42L44 134L55 133V134H59V135H67L68 137H74V138H70V139H59V140H57L59 142V144L62 146V147H60L61 149L59 147H58V149L62 150V152L63 151H65V152L66 151H68V152L73 151V152H78L79 154L80 153H83V154L91 153L92 154L93 151L97 150L98 148L100 149L102 146L106 145V143L109 141L108 136H109V138H110V136L111 137L116 136V138H117L118 135H121L119 133H115L114 130L105 128L103 125H88V126L83 125V124H82V126L77 125L75 129L70 130L68 133H62L63 130L60 132L59 130L55 129L54 127H52L51 125H49L46 122H45ZM261 125H262V123H261ZM257 126H258V124H257ZM225 129L226 128H224L222 130H225ZM243 129L248 130V129H250V127L248 125H246V126L244 125ZM210 130H212V129H210ZM227 136H228V134H227ZM119 137L120 136H118V138ZM229 139H230V136H229ZM136 140L137 139L136 138L133 139V137H131L129 139L128 138L127 139H125V138L121 139L120 138L119 141L115 142L113 147H111L105 153L101 154V155H103V156H101V158H107V157L111 158L112 156L118 155V157L116 159H114L108 163H103V165H100L101 162H99L98 160H100L101 158L100 159L95 158V160L93 161L94 162L93 164L91 161L89 162V164H88V162H86L87 165L85 168L88 170H94L95 171V169H96L97 171L99 170L98 172H102L103 170H105L104 172H107V170H108L109 173H113L115 168L117 171H119L118 170V168H119L120 170L124 169L126 171V176H128L126 178V176H124L125 174L123 173L124 174L123 176L125 177V178L123 177L124 179L121 178L123 180H120V181L116 180L117 181L116 182L114 179L115 182L110 181V182H114V184L116 183L115 186L118 184L117 187H119L118 189H120V190H118V189H116V190L120 191V193L122 191V193L124 192V194H125V195H118V193H117L119 198H116V199H118L119 202L114 199L115 201L114 200L110 201V202L108 201V203L103 202L104 203V206H103V204L101 205V202L104 200H102L103 197H102L101 193H99V195H101V197H102L101 199L98 198L100 200V206L98 205L97 207H95L99 203V201H97V202L94 201L93 205H95L94 206L95 208L101 209L100 210V211H102L101 214H98V212H96L97 213L96 214L94 212L91 213L92 211H90V213L85 211L86 205L81 204V202H82L81 200H83V197H80V195H78V194H80L79 193L80 189H76L77 187L79 188V186L74 185L75 183L73 184L71 182V181H74V179L73 180L71 179L73 176L71 177L72 174L70 172V169L69 170L64 169V170H60V171L56 172V174L54 173L55 175L51 176V179L49 178L50 180H48L47 178L44 179L46 182L43 180V178H38V179H41L39 181L42 182V185L44 182L45 183L51 182L52 184H53V182H54V184L58 183V184H55V187H57V188H55V187L53 188L50 185L47 186L48 184L47 185L45 184V186L48 187L47 189H44V188L42 189V187H44V185H43L42 187L40 186L41 188L39 190H38V188L35 189L36 186H32L33 188L29 187L30 189L27 187L26 188L22 187V186H20V187H6L5 186V187L0 188V264H74L73 262H71L69 260L70 259L69 257L73 256V254L78 255L77 253L82 251L81 249H84V248H81L79 250L80 247L76 246L75 244L71 245V246L69 245V248L67 250L65 249V251H63V249L62 250H59V249L55 250L56 251L55 257L51 252L50 254H51V256L53 255L52 258L54 257V259H51L49 261L50 258L49 259L47 258L48 261L46 259H44L46 261H41L39 259V257H37L39 255L38 252H42L39 250H46V251L50 250L49 245L44 244V242H42V244H44V245L38 244L37 242H36L37 244L36 243H33V244L29 243V244L23 245V246H20L17 243H16V245L14 243L13 244L12 243L7 244V243L11 242V241L8 242V240L10 238H17L16 236H19V235H21L20 233H23V231H24V228L22 227L23 224L20 225L21 224L20 222L22 220H24L23 218H28V219L29 218L30 219L35 218V220H36V218L37 219L41 218V220H42V218H44L45 220L46 219L48 220L47 217H50L53 220L54 219L57 220V221L54 220L55 222H59L60 220L62 222L65 221L63 223H67L66 221H68V220L69 221L72 220L74 222L75 221L76 222L85 221V223H86V221L88 219L89 221H87V222H91V225H92V221L95 224L98 222H102V223H105L106 221L111 222L110 220H112V222L122 220V222H123L124 220L128 221L130 219L133 220V219H137V218H139V220H140L141 219L140 217L144 216L139 221L138 224L135 225L133 222V226H131V225H130L131 227L129 226L130 229H126L123 231L120 230L119 232L116 230L117 233L115 231H114L115 234L112 233L115 235L114 240L116 242L114 241V243H116L117 245H120V247L122 246L127 252V255L126 254L124 255L126 257L123 259L119 258L117 254H115L117 256H115V257L113 256V259L109 258L107 255H104L107 252V251H105L106 249L104 250V248H105L104 245L102 244V245H99L101 247H96V245L98 246V242H99V244L101 243L100 241H98V242L96 241L95 244H92V243H94V241L93 242L92 241L87 242L86 245L87 244L89 245V243H90L89 248H91V250H93V251H96L95 253L94 252L93 253L94 254L97 253V255H98V256L95 255V256H97V258H94L92 260V262H88V263H92V264H105L103 261H108V263L110 261L111 262L114 261L116 264H118V263L120 264V262L122 264H134V263L138 262L139 260H138V258H135V256H133V257H131V256L134 255L138 249L144 250V248H139V246L137 245L138 242H140L143 239H146L144 241H149V240L155 241L156 240L158 242V239H159L158 237L160 235L159 236H157V235L159 233L161 234V233L165 232L164 233L165 235L161 234L163 236H168L169 235L168 233H171V232H172V234L177 233V232H175V230H171V229H174L175 227H173L171 229H167L168 227L170 228V227L174 226V224L172 226L169 225L167 228H164V229L162 228V230H161L162 226L161 227L155 226V228H153L151 230L150 229H140V231L138 230L139 232L137 231V229H134V228L148 226V225L149 226L150 225H156L159 222V220H162V219L167 220L169 217H171V215L174 216L173 212H174V210L179 208V206H177V204H175V206L173 207L172 206L173 204H172L171 205L172 207L169 206V208H168L167 207L168 205H166L168 202L173 201L174 203L175 202L179 203V201H180V203H181V202L188 201V200L195 198V197H197V198L198 197H205L206 195L208 197V193H210L208 191V182L210 179L207 177V175L206 176L203 175V173L206 174L204 172V170H205V165L207 166L208 164H205V162L202 163V161L201 162H196V161L191 162V160L193 161L192 157H191L192 158L191 159V158H185L184 156L183 157L182 156L181 157H179V156L171 157L168 155L163 156L162 154L165 155V154H169L170 151L172 152V150H171L172 147L173 148L176 147V146H173L174 144H172V143H171L172 144L171 148H163L164 145L161 143H151V141H150L151 144H149V143L147 144V143H143V142H138ZM53 141L51 144H53ZM111 141H113V140H111ZM239 141L241 144H244V145L247 142V140L245 141V139H243V138H242V140L240 139ZM58 142H56V143H58ZM26 143H24V144H26ZM111 143L112 142H110V144ZM251 143L252 142H250V144ZM14 145L15 144L13 143V146ZM253 145L254 146H252V144H251L250 146L255 147L256 146L255 142L253 143ZM18 147H19V145H18ZM251 147H248V148H251ZM19 148H21V147H19ZM33 148H35V147H33ZM33 148L28 147L25 150L24 149L18 150L17 148L16 149L18 150V153L19 152H22V153H34V152H36L37 153L38 151L42 152V149L38 150L39 148L38 149H33ZM189 148H191V147H189ZM16 149L15 148H12V149L8 148L7 150H5V149L1 148V146H0V153L5 154L6 152L7 153H9L10 151L13 152V150L16 151ZM8 150H10V151H8ZM43 150H45L47 153L46 148ZM50 151H51V149H50ZM180 151L181 150H179V152ZM188 151H191V149ZM12 152H10V153H12ZM95 153H96V151H95ZM42 154H44V153H42ZM48 154H50V153H48ZM97 154L99 155V153H97ZM28 155H30V154H28ZM24 159L25 160L27 159V161L30 160L28 158H24ZM69 159L70 158H68L67 160H69ZM87 159H89V158L88 157L83 158V160H87ZM22 160L23 159H21V161ZM40 160H42V159H40ZM40 160L38 162H40ZM90 160H92V159H90ZM194 160H196V159H194ZM19 163H21V162L19 161ZM24 163H26V162H24ZM256 166H258V162H257ZM262 167H264V164H263V166H261V168ZM196 168L200 169L199 173H196V171H194ZM72 169H74V168H72ZM234 169H235V171H233V172H235V173H233L231 175L228 182L231 186L234 184V186L237 187V186H239V184L241 183V181L243 179H247V178H249V176L251 178V175L249 173H250V171L255 170L256 167L252 164H245V165L235 164ZM109 170L110 171L113 170V171L110 172ZM116 170H115V172H116ZM73 172H75V171H73ZM227 172L228 171H226V173ZM209 173H211V172H209ZM258 174H262V173H258ZM29 177H30V175H29ZM34 177H32V178H34ZM219 177H220V175H219ZM227 177H228V175H227ZM253 177H255V176H252V179H255ZM89 178H91V177H89ZM262 178H264V177L260 178L261 184L264 182V180H262ZM255 180H257V179H255ZM35 181L37 183L38 180L36 179ZM39 181L37 184L40 183ZM67 181H70L69 186H65L68 184ZM31 182L32 181L30 180V183ZM64 182H67V184ZM226 182H224V183H226ZM30 183H29V185H30ZM104 184H105V182H104ZM114 184H113V186H114ZM229 184L226 183L227 186ZM236 184H237V186H236ZM243 184H244V182H243ZM31 185H33V184L31 183ZM226 185H224V186H226ZM216 186L218 187V185H216ZM234 186H232V187H234ZM258 186H260V185H258ZM109 187H110V185H109ZM228 188H229V186H228ZM31 189H33V190H31ZM255 189H256V184H255ZM228 191H230V188ZM95 192H97V191H95ZM262 192H263V190H262ZM107 193H108V191H107ZM109 193L108 194L112 196L110 191H109ZM219 193L222 194L224 192L221 191ZM108 194L104 196L105 200L108 198V197H106V196H108ZM221 194H219V196ZM117 195H115V196H117ZM115 196H114V198H115ZM225 196L223 195V197H225ZM77 198H79V199L81 198V200H79ZM220 198L221 197H218V199H220ZM247 198H249V197H247ZM73 199H77L79 201H74ZM84 199H85V196H84ZM208 201L209 200H207V202ZM91 203H93V202H91ZM188 203H189V201H188ZM210 205L211 204H208V205L198 204L196 207L190 206V207H181V209L179 208V212H180L182 217L187 218L189 220V217L193 215L192 217H195L196 219L199 220L198 221L199 224L196 223L197 221L195 220L194 224L197 226L191 225L190 222L188 223L189 227H188V225H187V227L190 229L189 231H191L197 227L200 228L201 225H202V228H200L198 230L196 229V232H193L192 234H188L189 237H187L188 235L185 236L186 238H183V240H180L176 245H174L172 250L165 253V256H168L169 258H172V257L177 258V256H179V255H182V256L185 255L186 257L191 258V260L195 259V261L197 260V258H203L202 260L199 259L200 260L199 262H195V261L192 263L188 262L189 264H237V263H244L245 264V263H248V261H251L253 263L255 261V263L259 264L258 263L259 261L262 262L263 259H260V258L264 257V234H263L264 232L262 233V236L260 234V236L257 238L258 240L257 239L253 240V242H251L252 244H250V242H249V244L247 246L243 245V247H241V248L239 247L238 249L231 250V251H229L227 249L226 250H223V249L225 247L224 246L225 244H227V243L229 244L231 242L236 241L242 234L246 233L245 231H251L253 233V232L260 231V230L261 231L264 230V211H263L264 209L262 210V207H264V202L260 201L257 198H249L246 201H243L242 203L239 202L237 204L234 202L233 203H229V202L225 203L224 202V203H220L218 205L214 204V206H213V204H212V206H210ZM70 206H71V208H70ZM110 208H114L116 210L114 215L113 214L110 215L111 212L110 211L108 212V209H110ZM177 212H178V210H177ZM145 216H147V217H145ZM249 216H254L255 219L249 221L246 218V217L249 218ZM8 218H9V220H8ZM4 219H7L9 222L5 223ZM11 219H18L17 222H14V223H16V225L15 224L8 225L9 223L12 222ZM49 220L47 222H49ZM185 220H184V222H185ZM188 220H186V221H188ZM14 221H16V220H14ZM18 221H19V224H18ZM25 221H26V219H25ZM190 221H192V220H190ZM200 221H201V223H200ZM51 222H53V221H51ZM74 222H73V224L71 222V226H74V224H75ZM37 223H39V221ZM41 223H43V222H41ZM81 223L84 224V222H81ZM173 223H175V222H173ZM178 223H180V221ZM54 224H56V223H54ZM77 224H76V226H77ZM58 225H59V223H57V226ZM63 225H65V224H63ZM184 225H186V224H184ZM203 225H205V226H203ZM59 226H62V225L60 224ZM179 226H181V224ZM68 227H70V225ZM187 227L185 226L186 230L188 229ZM230 227H232L233 230H229L228 228H230ZM238 227H240L242 230H239ZM70 228H72V227H70ZM183 228H184V226L182 227V229ZM117 229H119V228H117ZM135 230L138 233H135ZM169 230H171V232ZM167 231H169V232L166 233ZM185 234H187V231H185ZM185 234H183V235H185ZM92 236H91L92 239L95 238L94 236L93 237ZM113 237L114 236H112V238ZM171 237H172V235H171ZM88 238H90V237H88ZM161 238H162V236H161ZM161 238H160V240H161ZM163 239H165V238L163 237ZM167 239H168V237H167ZM15 240H14V242H15ZM106 242H107V240H106ZM157 242H156V244H157ZM163 243H165V242H163ZM91 245H93V246H91ZM66 246L67 245H65V248H66ZM85 247H88V246H85ZM102 247H104L103 250H101ZM147 248H145V249H147ZM219 249H222L223 253H218V252L214 251V250L217 251ZM86 250L87 249H85V251ZM155 250H157V249H155ZM33 251H36V253L38 255L35 256L36 253L33 254ZM50 251H53V250H50ZM144 251H143V253L145 255ZM89 252H90V250H89ZM42 253H44V252H42ZM93 253H91V254H93ZM142 254L140 253V255H142ZM48 255H49V253H48ZM88 255H89V253H88ZM108 255H110V254L108 253ZM124 256L122 255V257H124ZM127 256H129V257H127ZM151 256H153V255H151ZM43 257L44 256H42V258ZM76 257H79V256H76ZM93 257H91V258H93ZM147 257H145V258H147ZM71 258H74V257H71ZM84 258H86V257H84ZM142 258H144V257H142ZM150 258L148 257V259H150ZM155 258H158V257H155ZM144 259H142V261ZM184 259H186V258H184ZM157 260H159V259H157ZM75 261H76V258H75ZM256 261H258V262H256ZM154 263H158V262H154ZM146 264H148V263H146ZM167 264H168V262H167ZM174 264H176V263H174ZM249 264H251V263L249 262ZM260 264H262V263H260Z\"/></svg>","mask_w":264,"mask_h":264}]
</instances>
